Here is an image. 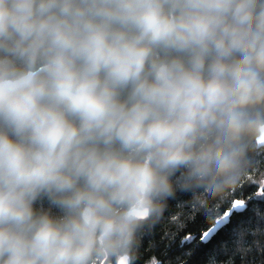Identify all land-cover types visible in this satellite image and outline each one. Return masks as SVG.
Masks as SVG:
<instances>
[{
  "label": "clouds",
  "instance_id": "clouds-1",
  "mask_svg": "<svg viewBox=\"0 0 264 264\" xmlns=\"http://www.w3.org/2000/svg\"><path fill=\"white\" fill-rule=\"evenodd\" d=\"M261 159L264 0H0V264H136Z\"/></svg>",
  "mask_w": 264,
  "mask_h": 264
},
{
  "label": "trees",
  "instance_id": "trees-1",
  "mask_svg": "<svg viewBox=\"0 0 264 264\" xmlns=\"http://www.w3.org/2000/svg\"><path fill=\"white\" fill-rule=\"evenodd\" d=\"M264 183V165L258 166L257 170L249 173L242 178L236 188L232 191L222 194L217 199L210 201L206 208L195 209L189 204V197L186 194L178 193L182 199L174 198L168 203L167 210L163 218L154 227L146 228L142 234L138 250L136 264H147L148 261L155 259L159 264H201L203 254L193 256L190 253L192 244L179 243V237L187 232L199 236L202 230L214 223L217 212L222 213L229 207V202L234 198H244L246 200V209L240 214H233L231 223L237 224L241 221L251 220L253 226L264 224L257 213H264V197L257 195L260 184ZM186 209H191L189 214ZM205 209L211 210L205 215ZM172 212H183L178 220L186 223V227H178L176 223L170 221ZM194 217V220L192 219ZM175 235V239H164L165 234Z\"/></svg>",
  "mask_w": 264,
  "mask_h": 264
},
{
  "label": "snow or ice",
  "instance_id": "snow-or-ice-1",
  "mask_svg": "<svg viewBox=\"0 0 264 264\" xmlns=\"http://www.w3.org/2000/svg\"><path fill=\"white\" fill-rule=\"evenodd\" d=\"M260 165H264V159H261ZM257 195L264 197V183L260 184ZM233 197L229 207L222 213L217 212L214 223L202 230L198 237L187 232L179 237L180 244L187 242L193 245L190 249L191 255L203 254L201 264H264V224L253 226L251 220L232 224L233 212L246 208L244 198H235V193ZM177 199L182 197L177 195ZM186 211L191 213V209ZM204 211L207 215L211 210ZM183 215V212H172L170 221L178 227H186V223L178 220V217ZM257 215L264 221V213L258 212ZM192 219L194 220V217ZM164 239H175V235L166 233ZM152 264H156V260H153Z\"/></svg>",
  "mask_w": 264,
  "mask_h": 264
},
{
  "label": "water",
  "instance_id": "water-1",
  "mask_svg": "<svg viewBox=\"0 0 264 264\" xmlns=\"http://www.w3.org/2000/svg\"><path fill=\"white\" fill-rule=\"evenodd\" d=\"M245 209H246V208H245ZM245 209H243V210H240L239 212H237V211H234V212H233V214H240V213L244 212V210H245ZM232 216H233V215H232Z\"/></svg>",
  "mask_w": 264,
  "mask_h": 264
}]
</instances>
